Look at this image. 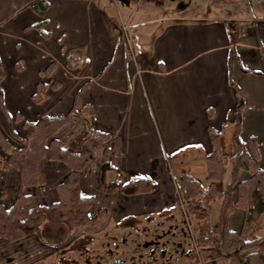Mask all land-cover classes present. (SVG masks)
Here are the masks:
<instances>
[{
    "label": "crops",
    "instance_id": "obj_1",
    "mask_svg": "<svg viewBox=\"0 0 264 264\" xmlns=\"http://www.w3.org/2000/svg\"><path fill=\"white\" fill-rule=\"evenodd\" d=\"M34 1L0 0L1 88L11 117L9 121L0 107L1 132L20 147L22 142L11 135L10 128L25 137L24 121H35L43 114L63 115L73 106L80 109L88 103L93 108V127L111 134L105 143L93 138L85 141L89 156L80 169L81 194L96 199L89 214L103 209L104 215L97 226L80 228L69 236L98 233L126 219L156 216L168 224L162 240L174 244L172 232L183 227L185 218L175 205V177L165 155L197 145L201 146L197 153L181 154L180 160L203 162L211 149L207 127L218 129L234 118L236 94L229 79L244 93L241 139L264 168V114L258 112L264 109V74L240 68L264 70V0H197L191 8L180 0H131L121 2V10L109 0H48L45 29L50 35L46 38L32 27L40 20L29 8ZM200 2L208 8L198 7ZM120 21L131 23L133 46L121 39ZM69 56L87 63L69 68ZM17 60L22 62L21 69L15 66ZM50 60L55 63L51 76H41L39 71ZM50 78L59 81V87L48 88V97L34 102L31 95L37 82L49 83ZM17 113L20 120L15 118ZM85 132L83 119L72 114L55 137L62 147L77 152ZM100 166L106 168V182L124 183L142 176L158 187L150 193L125 195L119 187L101 183ZM42 170V192L37 187L22 191L36 194L41 205H48L57 201L55 185L67 175L68 167L43 159ZM247 176L246 171L239 174L240 179ZM20 181L15 168L0 169V204L5 208L13 203ZM242 218L243 211L235 208L229 228L239 231ZM50 233L55 238L65 235L56 230ZM67 245L46 243L31 234L1 247L0 264H63L61 256L73 253ZM85 253L90 254L89 248ZM78 260L90 264L82 255Z\"/></svg>",
    "mask_w": 264,
    "mask_h": 264
},
{
    "label": "trees",
    "instance_id": "obj_2",
    "mask_svg": "<svg viewBox=\"0 0 264 264\" xmlns=\"http://www.w3.org/2000/svg\"><path fill=\"white\" fill-rule=\"evenodd\" d=\"M48 0H36L29 6L30 10L40 17L32 25L38 29L43 37L50 33L45 29V13L49 8ZM87 60L69 56L66 64L69 68L85 65ZM17 69L22 68V62H15ZM55 67L50 60L44 70L39 74L51 76ZM244 72L261 73L253 69L240 67ZM4 75L3 65L0 60V107L9 121L11 117L4 102L1 80ZM229 84L234 87L236 94L234 118L230 121L233 126L232 140L236 151L227 154L222 151L220 135L224 132L226 123L220 128L207 127L211 149L204 154L207 164L206 182L204 185L196 176L181 172L175 177L176 191L174 194L175 205L182 207L185 217H193L198 221L194 245L198 254L210 264H218L217 260L223 255L233 253L238 264H264V231L260 232L264 220V168L257 164V156L252 155L241 139L243 111L245 107L243 90L229 79ZM60 82L50 78L49 83L38 81L35 92L31 95L34 102L38 103L48 97V88L56 89ZM210 115V111L207 110ZM79 115L86 127V132L80 139V150L72 151L61 146L55 137L58 129L64 126L70 115ZM17 120L21 117L17 113ZM94 114L91 104H84L80 109L73 106L63 115H39L35 121H24L27 135L21 137L12 128L10 133L22 142L20 147L13 146L0 130V169L15 168L20 175V185L16 197L9 208L0 204V248L35 234L46 243L58 244L61 240L51 235L52 230L62 234L84 227L97 226L104 210L91 216L89 208L95 203V196H84L80 191V169L83 161L89 156L85 141L93 138L105 143L111 138L108 132L97 130L93 127ZM252 147V138L249 139ZM109 152V148H105ZM58 160L68 167L67 175L55 185L57 201L48 205H41L34 193H24L23 187H37L43 190L44 177L42 161ZM229 166V178L224 187L218 186L224 180L226 166ZM100 166V181L112 188H120L125 195L150 193L157 189L158 184L147 177L132 176L126 182L117 180L106 182L104 170ZM241 171H246L248 176L240 179ZM219 202L218 217L213 224L210 219V203ZM235 208L243 211L242 224L239 231L229 228V216ZM188 219V218H187ZM56 226V229H52ZM260 232V233H259ZM197 256L194 248L189 257Z\"/></svg>",
    "mask_w": 264,
    "mask_h": 264
},
{
    "label": "rangeland",
    "instance_id": "obj_3",
    "mask_svg": "<svg viewBox=\"0 0 264 264\" xmlns=\"http://www.w3.org/2000/svg\"><path fill=\"white\" fill-rule=\"evenodd\" d=\"M133 1V0H132ZM175 0H167L168 3H171ZM184 2L183 4H188L191 7L196 5L197 0H180ZM115 5L114 3H112ZM198 7H204L202 2L197 3ZM118 9L121 10L123 4L118 3ZM125 6V5H124ZM208 7H204L207 9ZM117 8L113 6V11L115 13ZM133 37H131V31H129V42L131 46L134 45ZM136 49V46H134ZM137 53V50L133 51ZM254 64L248 61V65ZM253 105L249 103V113L251 114V108ZM264 114V109L259 110ZM252 116L249 115V120ZM233 126L231 123H228L224 129V132L220 135L221 148L222 151L227 154H234L236 151L235 144L232 140ZM201 147V146H200ZM200 147L197 145H191L185 150L175 151L165 155V160L167 163L168 170L174 174L176 177L181 172L190 173L191 169L198 174L204 185L206 182L207 174V164L205 159L202 162V159H195L190 161L182 162L180 160L181 154L187 153H197ZM194 159V158H193ZM193 163V164H192ZM203 163V168H202ZM202 172L203 175H200ZM176 174V175H175ZM203 177V179H202ZM229 178V166H226L225 170V179L222 182L218 183L219 187L224 186L225 182ZM182 208V207H181ZM218 208L219 203L213 201L211 208L210 219L213 224H215L218 217ZM144 218L135 217L133 219H126L118 224V226L112 225L107 226L105 230L98 233L86 232L84 234H75L72 237L68 234L60 237L58 240L59 244H63L65 247L69 246V251L73 252L71 255L65 254L61 256L62 263L66 264L69 262L71 264H80L81 255L84 259L88 258L90 264H210V262L205 261L199 256L198 249L194 246V237L196 236L198 221L189 216L183 219V227L179 228V231L172 232L174 235V244L166 240H162L163 236L166 234L165 229L168 225L167 223L162 224L161 218H156V216H150ZM261 230L264 231V220H262ZM52 229H56V226H52ZM259 232V233H260ZM171 233V234H172ZM171 236V235H170ZM180 244V246L177 245ZM86 248H89V253L86 254ZM195 250L197 256L189 257L191 249ZM80 255L77 257V253ZM74 255V256H73ZM189 259L192 262H189ZM219 264H238V260L235 254L230 253L223 255L218 260ZM208 262V263H206Z\"/></svg>",
    "mask_w": 264,
    "mask_h": 264
},
{
    "label": "built area",
    "instance_id": "obj_4",
    "mask_svg": "<svg viewBox=\"0 0 264 264\" xmlns=\"http://www.w3.org/2000/svg\"><path fill=\"white\" fill-rule=\"evenodd\" d=\"M109 1L111 3H114L115 5H117L119 2H121L123 0H109ZM127 1H131V0H127ZM130 27H131V23L130 22H128V21H120L119 31H120L121 39L129 47L131 45L130 42H129V31H130Z\"/></svg>",
    "mask_w": 264,
    "mask_h": 264
},
{
    "label": "water",
    "instance_id": "obj_5",
    "mask_svg": "<svg viewBox=\"0 0 264 264\" xmlns=\"http://www.w3.org/2000/svg\"><path fill=\"white\" fill-rule=\"evenodd\" d=\"M124 2H128L127 0H123Z\"/></svg>",
    "mask_w": 264,
    "mask_h": 264
}]
</instances>
